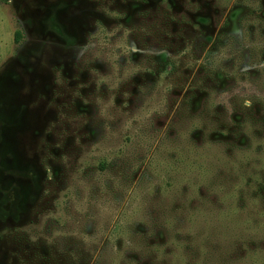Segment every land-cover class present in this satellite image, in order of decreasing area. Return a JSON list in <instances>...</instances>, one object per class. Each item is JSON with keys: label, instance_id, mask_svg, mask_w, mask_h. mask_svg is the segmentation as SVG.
Wrapping results in <instances>:
<instances>
[{"label": "rangeland", "instance_id": "374dc122", "mask_svg": "<svg viewBox=\"0 0 264 264\" xmlns=\"http://www.w3.org/2000/svg\"><path fill=\"white\" fill-rule=\"evenodd\" d=\"M0 264H264V0H0Z\"/></svg>", "mask_w": 264, "mask_h": 264}, {"label": "flooded vegetation", "instance_id": "af4514ba", "mask_svg": "<svg viewBox=\"0 0 264 264\" xmlns=\"http://www.w3.org/2000/svg\"><path fill=\"white\" fill-rule=\"evenodd\" d=\"M53 7H54V6H53ZM54 8H55V7H54ZM52 14H53V13H51V12H49V14H48V15L50 16L49 18H51V19H52V17H53Z\"/></svg>", "mask_w": 264, "mask_h": 264}]
</instances>
